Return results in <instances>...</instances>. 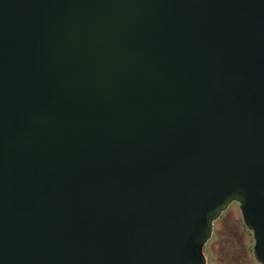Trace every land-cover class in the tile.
<instances>
[{"label": "water", "instance_id": "95a60500", "mask_svg": "<svg viewBox=\"0 0 264 264\" xmlns=\"http://www.w3.org/2000/svg\"><path fill=\"white\" fill-rule=\"evenodd\" d=\"M231 201L264 263V0H0V264H205Z\"/></svg>", "mask_w": 264, "mask_h": 264}, {"label": "rangeland", "instance_id": "374dc122", "mask_svg": "<svg viewBox=\"0 0 264 264\" xmlns=\"http://www.w3.org/2000/svg\"><path fill=\"white\" fill-rule=\"evenodd\" d=\"M245 228L239 205L232 203L216 221L208 242V264H264L253 253V237Z\"/></svg>", "mask_w": 264, "mask_h": 264}, {"label": "flooded vegetation", "instance_id": "af4514ba", "mask_svg": "<svg viewBox=\"0 0 264 264\" xmlns=\"http://www.w3.org/2000/svg\"><path fill=\"white\" fill-rule=\"evenodd\" d=\"M232 203H235V204H238L239 205V203H237L236 201H231L230 203H229V205L230 204H232ZM228 205V206H229ZM228 208V207H227ZM226 208V209H227ZM226 209L225 210H223L222 211V213L216 218V219H214L213 220V231H212V235H213V233H214V231H215V224H216V221L223 215V213L226 211ZM239 209H240V212H241V208H240V205H239ZM241 217H242V221L244 220L243 219V216H242V213H241ZM243 224H245V222L243 221ZM245 227H246V224H245ZM247 228V227H246ZM248 229V228H247ZM249 230V229H248ZM252 232V231H251ZM253 234V233H252ZM212 237V236H211ZM252 237H253V235H252ZM210 239L211 238H209L205 243H204V245L200 248V250H201V253H202V255L204 256V259H205V264H208V257H207V248L209 247V245H208V242L210 241ZM253 240H254V238H253ZM253 248H254V244H253ZM253 253H254V251H253ZM254 255H255V253H254Z\"/></svg>", "mask_w": 264, "mask_h": 264}, {"label": "trees", "instance_id": "16d2710c", "mask_svg": "<svg viewBox=\"0 0 264 264\" xmlns=\"http://www.w3.org/2000/svg\"><path fill=\"white\" fill-rule=\"evenodd\" d=\"M243 221H244V220H243ZM244 226H245V224H244ZM245 228H246V227H245ZM249 232H251V231L249 230ZM250 234L253 235L252 232H251ZM253 244H254V240H253ZM253 251H254V248H253Z\"/></svg>", "mask_w": 264, "mask_h": 264}]
</instances>
